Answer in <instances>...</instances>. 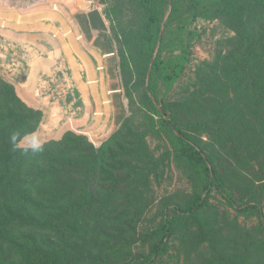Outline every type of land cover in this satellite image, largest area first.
<instances>
[{"label": "rangeland", "instance_id": "rangeland-1", "mask_svg": "<svg viewBox=\"0 0 264 264\" xmlns=\"http://www.w3.org/2000/svg\"><path fill=\"white\" fill-rule=\"evenodd\" d=\"M36 1L0 0V69L12 72L0 73L4 81L14 87L8 73L13 77L11 69L19 68L24 58L12 51L13 41L6 36L8 26L32 19L48 25L50 15L62 16L71 30L87 37L98 33L95 41L109 49L115 61L111 87L119 92L111 97L115 118L111 121L112 133L100 138L75 132L85 135L95 147L112 137L115 145L137 147L140 154L139 185L133 192L141 198L135 204L136 225L126 223L121 228L120 239L114 241L127 247L112 264L145 260L151 244L160 238L157 229L163 211L167 207L187 208L200 195L206 196V204L193 216L171 214L174 233L168 248L147 264H219L218 256L221 263L227 259L228 264H264V176L253 177L254 172L259 175V168L231 165L229 160L226 162V153L217 149L215 163H220L219 171H226L221 173L227 191L224 195L212 187L207 194L201 171L175 153L178 132L165 124L175 121L183 131L199 135L202 121L212 122L220 111V102L231 100L232 78L225 65L232 67L231 54L238 34L230 24L235 18L218 9L221 0H153L157 11L162 12L159 37L149 59L141 49L148 17L142 0ZM94 10L106 29L92 26L89 14ZM245 34L263 37L264 22ZM146 64L147 75L142 83L138 72ZM175 67L179 76L170 81L166 77ZM148 78L154 80L153 95L147 87ZM200 135L208 141L205 133ZM204 150L210 151L206 147ZM127 192L125 189L122 194Z\"/></svg>", "mask_w": 264, "mask_h": 264}, {"label": "trees", "instance_id": "trees-1", "mask_svg": "<svg viewBox=\"0 0 264 264\" xmlns=\"http://www.w3.org/2000/svg\"><path fill=\"white\" fill-rule=\"evenodd\" d=\"M220 2L218 9L235 18L230 24L238 34L232 67L225 65L232 78L231 100L220 102L212 122L202 121L200 133H205L208 141L200 133L183 131L175 121L165 124L178 132L175 153L201 171L207 194L216 187L225 195L227 184L222 173L226 171H219L220 163H215L217 149L226 153V162L231 165L257 166L259 175L254 172L253 177L264 176V36L245 34L263 24L264 0ZM141 3L148 11L141 49L149 59L159 37L162 11H157L153 0ZM158 51L160 54L162 48ZM147 68L146 64L138 72L142 83ZM176 70L166 78L176 79ZM147 87L153 95L152 78L147 79ZM41 116L40 110L26 105L14 87L0 77V264H112L125 251L126 245L114 241L120 239L121 228L126 223L136 225L135 204L141 199L133 196L141 170L137 147L115 145L112 137L95 147L85 135L67 131L60 139L45 142L42 154L14 152L10 133L36 130ZM125 189L128 192L122 194ZM205 204L206 196L200 195L187 208H164L157 229L160 238L138 264L153 262L167 250L174 233L171 214L193 216ZM217 260L229 263L227 259L221 263L220 256Z\"/></svg>", "mask_w": 264, "mask_h": 264}, {"label": "crops", "instance_id": "crops-1", "mask_svg": "<svg viewBox=\"0 0 264 264\" xmlns=\"http://www.w3.org/2000/svg\"><path fill=\"white\" fill-rule=\"evenodd\" d=\"M49 18L48 25L32 19L7 28L12 51L24 57L19 68L11 69L13 77L8 73L15 91L26 105L41 111L34 131L45 142L67 131L105 138L115 119L111 97L119 92L111 87L113 55L95 41L98 33L87 37L71 30L62 16Z\"/></svg>", "mask_w": 264, "mask_h": 264}, {"label": "clouds", "instance_id": "clouds-1", "mask_svg": "<svg viewBox=\"0 0 264 264\" xmlns=\"http://www.w3.org/2000/svg\"><path fill=\"white\" fill-rule=\"evenodd\" d=\"M9 142L14 152L20 151L23 155H37L45 151V141L35 131L22 134L19 129L14 130L10 133Z\"/></svg>", "mask_w": 264, "mask_h": 264}, {"label": "water", "instance_id": "water-1", "mask_svg": "<svg viewBox=\"0 0 264 264\" xmlns=\"http://www.w3.org/2000/svg\"><path fill=\"white\" fill-rule=\"evenodd\" d=\"M89 18L91 20L92 26L94 28H98V29H106L103 20L99 14L98 11L94 10L89 14Z\"/></svg>", "mask_w": 264, "mask_h": 264}, {"label": "bare ground", "instance_id": "bare-ground-1", "mask_svg": "<svg viewBox=\"0 0 264 264\" xmlns=\"http://www.w3.org/2000/svg\"><path fill=\"white\" fill-rule=\"evenodd\" d=\"M48 0H38V1H36V3L35 4H42V3H45V2H47ZM35 4H33V5H35ZM25 94V93H24ZM89 129V128H88Z\"/></svg>", "mask_w": 264, "mask_h": 264}]
</instances>
